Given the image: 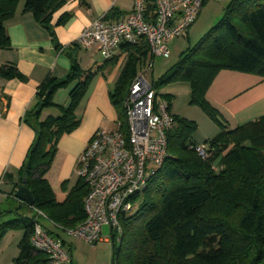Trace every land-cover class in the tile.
Wrapping results in <instances>:
<instances>
[{
    "label": "trees",
    "instance_id": "trees-1",
    "mask_svg": "<svg viewBox=\"0 0 264 264\" xmlns=\"http://www.w3.org/2000/svg\"><path fill=\"white\" fill-rule=\"evenodd\" d=\"M22 1L23 13L32 14L47 29L53 13L64 3L0 0V50L9 48L4 24L14 17ZM147 1L148 11L153 12V1ZM121 49L126 53V62L110 100L124 132L123 103L132 82L146 65L149 47L141 40ZM223 70L264 78V0H230L221 22L193 50L183 53L177 66L154 85L157 90L175 81L186 82L190 103L198 105L220 132L200 145L189 136L192 126L172 116L163 166L150 178L145 190L133 198V213L120 218L121 240L117 242L111 233V264H264V117L233 130L224 126L205 98L211 82ZM92 75L81 73L73 62L68 80L75 79L76 85L70 91L67 107L52 102L53 92L65 82L49 81L39 88L36 117L50 108L60 114L41 122L35 120L31 125L35 140L20 170L19 188L26 182L34 201L32 208H26L34 216H19L0 226V240L8 230L23 234L13 264H50L47 256L30 243L36 213H41L47 224L41 220L38 223L58 238L57 229L69 231L85 220L83 206L88 188L83 181L78 179L64 203L58 204L46 175L60 138L79 126L74 111ZM0 77L24 80L13 66L0 67ZM50 88L52 93L47 96ZM161 97L168 101L170 111L172 97ZM196 146L211 155L209 160L198 157ZM213 167L219 169L215 172ZM138 217L143 218L140 224H136Z\"/></svg>",
    "mask_w": 264,
    "mask_h": 264
},
{
    "label": "crops",
    "instance_id": "crops-1",
    "mask_svg": "<svg viewBox=\"0 0 264 264\" xmlns=\"http://www.w3.org/2000/svg\"><path fill=\"white\" fill-rule=\"evenodd\" d=\"M132 8L133 0H64L63 5L53 13L50 29H47L32 14L23 13L22 1L14 17L4 24L9 48L0 50V67L13 66L24 80L0 77V226L15 221L19 216L24 217V212L29 211L26 205L15 199V193L19 188L20 170L35 140L31 125L35 120L41 122L60 114L56 108H50L42 110L36 117L41 85L49 81L65 82L53 92L52 102L55 106L67 107L70 91L76 85L75 79L68 80L73 62L81 73L93 74L74 111L79 126L71 134L60 138L53 164L46 175L58 204L64 203L77 184L76 179L73 181L76 164L92 136L97 131L116 130L118 115L111 103L110 93L125 65L126 53L119 48L107 61L96 48L84 51L75 43L95 21L121 22ZM205 10L206 7H203L184 37L188 41L203 19ZM173 40L169 42L168 50ZM205 98L227 129L255 123L264 117V78L220 71L208 87ZM171 108L172 102L170 114L175 116ZM58 235L70 252L71 264H75V243L89 244L72 237L69 239L76 242L69 241ZM22 237L21 231L6 232L0 240V264H13L19 254ZM100 243L111 242L102 237Z\"/></svg>",
    "mask_w": 264,
    "mask_h": 264
},
{
    "label": "built area",
    "instance_id": "built-area-1",
    "mask_svg": "<svg viewBox=\"0 0 264 264\" xmlns=\"http://www.w3.org/2000/svg\"><path fill=\"white\" fill-rule=\"evenodd\" d=\"M152 1L153 12L148 11L147 0H133L132 11L124 20L113 24L97 20L75 43L84 51L96 48L108 61L121 46L145 40L150 57L125 97V131L119 122L113 132L97 131L76 164L78 178L88 188L85 220L65 234L91 246L102 242L103 227L115 234L117 242L121 240L120 218L133 213V198L145 190L167 158L166 134L173 128L172 116L168 101L158 93L149 74L153 60L169 57V42L187 35L208 0ZM194 151L203 161L211 156L202 146ZM36 215L31 246L46 255L50 264H71L63 241L49 235L38 223L44 216Z\"/></svg>",
    "mask_w": 264,
    "mask_h": 264
},
{
    "label": "rangeland",
    "instance_id": "rangeland-1",
    "mask_svg": "<svg viewBox=\"0 0 264 264\" xmlns=\"http://www.w3.org/2000/svg\"><path fill=\"white\" fill-rule=\"evenodd\" d=\"M230 0H208L204 7V17L197 24L196 30L188 41L186 38H175L169 46L170 56L168 58H155L153 60V67L149 74L150 79L157 85L171 70H173L181 58L183 53L193 50L195 46L202 41L211 29L216 27L224 16V8ZM157 91L161 95H168L172 97V111L177 119L185 121L192 126L189 136L200 145H204L207 139L212 140L219 133V126L215 124L202 109L196 105L191 104L190 87L186 82L175 81L168 83ZM178 123L176 124V126ZM210 137V138H209ZM78 181V175L75 172L73 181ZM24 217H33L32 211H26ZM43 223H46L40 219ZM143 218L138 217L136 224H140ZM47 224V223H46ZM57 234L63 236L64 239H69L64 231L56 230ZM103 239H108L111 242V232L108 227L102 230ZM119 245H117L118 247ZM73 260L75 264H111L112 261V245L111 243H99L95 246L85 245L76 242L73 250Z\"/></svg>",
    "mask_w": 264,
    "mask_h": 264
},
{
    "label": "water",
    "instance_id": "water-1",
    "mask_svg": "<svg viewBox=\"0 0 264 264\" xmlns=\"http://www.w3.org/2000/svg\"><path fill=\"white\" fill-rule=\"evenodd\" d=\"M52 88L49 89L47 92V96L51 94ZM26 182L23 183V186H21L17 192L15 193V199L19 201L20 203L26 205L27 207L32 208L34 206L33 198L29 192V190L26 188Z\"/></svg>",
    "mask_w": 264,
    "mask_h": 264
}]
</instances>
